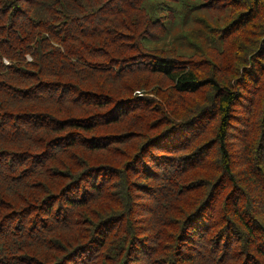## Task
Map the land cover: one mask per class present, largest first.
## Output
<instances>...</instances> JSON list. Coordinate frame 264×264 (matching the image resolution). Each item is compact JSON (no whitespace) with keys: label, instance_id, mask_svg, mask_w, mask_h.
Listing matches in <instances>:
<instances>
[{"label":"trees","instance_id":"trees-1","mask_svg":"<svg viewBox=\"0 0 264 264\" xmlns=\"http://www.w3.org/2000/svg\"><path fill=\"white\" fill-rule=\"evenodd\" d=\"M0 264H264V0H0Z\"/></svg>","mask_w":264,"mask_h":264}]
</instances>
